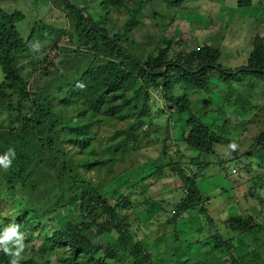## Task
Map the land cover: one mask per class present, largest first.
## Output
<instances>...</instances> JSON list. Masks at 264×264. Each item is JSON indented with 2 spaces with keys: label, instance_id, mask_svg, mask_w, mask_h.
I'll return each mask as SVG.
<instances>
[{
  "label": "rangeland",
  "instance_id": "rangeland-1",
  "mask_svg": "<svg viewBox=\"0 0 264 264\" xmlns=\"http://www.w3.org/2000/svg\"><path fill=\"white\" fill-rule=\"evenodd\" d=\"M68 2L80 9L85 7L89 18L98 19L101 14L98 0ZM148 2L151 4L145 10L143 24L129 35V42L144 57L153 49H156L155 56L157 49L166 47L160 39L167 38L171 40L168 60L179 54L188 55L206 44L219 49L218 64L222 68L234 70L247 65L254 38L262 39L264 44V0H252V5L246 8H238L237 0H182L174 7L160 0ZM0 11L5 14L18 12L23 17L14 24L20 39L15 57L30 94H56V89L63 84L57 82L58 73L73 74L68 68L82 58L91 59L89 46L83 45L75 31L77 21L70 16L62 0H0ZM110 18L115 28L110 26V21H106L105 26L115 33L123 24L124 14L118 10ZM162 27L166 29L162 30ZM37 43L39 50L33 48ZM83 65L81 63L79 67ZM211 75L210 92L192 91L189 99L202 123L225 140L216 144L212 153L199 154L185 146L182 139L187 134L186 118L170 110L159 88L151 92L150 116L137 132L141 140L139 145L128 148V153L122 157L120 153L114 155L115 162L91 172L83 167L77 169L83 178L100 187L110 204L126 208L122 214L132 223L134 239L144 244L155 264H230L231 256L251 261L255 259L254 254L264 260V152L255 146V137L264 131V79L249 73L240 75L239 81L231 80L227 86L216 71ZM2 80L0 70V83ZM139 84L126 95L132 96ZM229 88L233 89L230 95L227 93ZM182 93L183 89L176 86L168 95ZM61 96L53 108L58 114L72 117L76 108L61 110L57 107ZM31 99L19 102L13 95L12 105L17 107L19 104L18 111L5 108L6 102L0 105V146L9 141L8 131L19 132L20 124H11L9 118L18 115L28 118L33 109ZM101 118L96 116L93 121ZM75 119L83 120L78 116L72 117L71 121ZM133 122L134 116H128L122 121L106 120L94 125L93 158L108 160L111 157L110 160H114L112 153L117 141L123 137L118 132L129 128ZM40 137L44 135H35V139ZM232 144L236 145L234 150L230 147ZM127 145L131 146L130 142ZM61 148L73 159L86 158L68 142L61 143ZM163 152L168 154L166 158H163ZM4 154L0 151V156ZM168 162H178L190 175L201 171L196 174L197 184L205 189L213 188L211 192H204L209 199L203 203L208 216L201 215L196 208L174 220V206L183 196L182 183L171 173ZM232 167L237 168V175L231 173ZM158 170L164 175L157 177ZM2 171L3 168L0 174ZM202 174L204 177L201 178ZM12 211L11 202L2 201L0 197V224L4 228L9 226L6 219ZM207 217L212 218L213 223ZM235 217L250 218L251 231L231 232L230 219ZM81 221L79 210L72 206L47 214L40 221V236L37 233L28 237L23 235L24 250L20 260L31 257L39 262L61 264L58 258L63 249L42 256L38 251L41 239L67 223ZM216 234H220L223 241L232 240L234 247L215 248ZM85 235L100 250L113 245L116 240L114 233L99 235L90 230ZM254 261L252 264L257 263Z\"/></svg>",
  "mask_w": 264,
  "mask_h": 264
},
{
  "label": "trees",
  "instance_id": "trees-1",
  "mask_svg": "<svg viewBox=\"0 0 264 264\" xmlns=\"http://www.w3.org/2000/svg\"><path fill=\"white\" fill-rule=\"evenodd\" d=\"M68 1L62 0L70 16L76 19L77 36L82 39L83 45L89 46L88 52L92 57L82 58L68 68L73 71L68 77L64 73H58L57 82L63 84L56 89V94L49 96L30 94L17 67L15 52L19 49L20 39L14 24L23 17L18 12L5 14L0 11V70L3 74L0 105L6 102L5 108L18 111L19 104L17 107L12 105L13 95L19 102L33 98V109L28 118L25 115L9 118L11 124L19 123L21 127L18 133L8 131L9 141L0 146L1 152L6 153L9 149L15 152L12 164L7 170L0 166V170L3 168L0 174V197L2 201L9 200L13 208L6 221L9 225H19V232L26 237L35 233L40 236L41 219L51 212L72 206L79 210L82 221L78 224L67 223L50 236L43 237L38 250L42 256L62 248L63 252L58 258L61 264H155L144 244L134 239L132 223L122 214L126 208L110 204L100 192V187L83 178L77 169L83 167L85 171L91 172L92 169L115 162L114 155L120 153L122 157L128 153V148L139 145L141 140L137 132L150 116L151 92L159 88L162 89V98L169 104L170 110L177 116L186 118L184 124L187 134L182 139L185 146L199 154L212 153L215 145L221 141L224 143L225 140L218 138L195 115L189 99L190 92L209 93L213 71L218 73L227 86L232 83L231 80L239 81L240 75L249 73L264 79L263 40L254 38L247 65L234 70L222 68L218 64L219 49L206 44L192 50L188 55L179 54L173 60H168L171 40L167 38L160 39L161 43L167 44L166 47L157 49L155 56L156 49H153L144 57L129 42V35L143 24L145 10L151 4L148 0H98L101 14L98 19L90 16L91 26L84 14L87 9H80ZM160 1L174 7L182 0ZM251 5L252 0H237L238 8ZM118 10L123 12L124 21L115 33H111L113 30H108L105 23L110 21V26L115 28L110 15ZM165 29L162 27V30ZM81 63L84 65L80 68ZM138 83L140 84L133 91V95L128 97L127 91ZM176 86H180L183 93L169 96L168 93ZM232 92L233 89L229 88L227 93L230 95ZM61 94L57 107L61 110L76 108L73 109L72 117L80 116L83 120L71 121V116L58 114L53 105ZM96 116L102 118L93 121ZM128 116H134V122L129 128L118 132L123 137L117 141L112 153L114 160H110L111 157L108 160L93 158L95 149L91 145L94 138L92 127L106 120L122 121ZM36 134L44 137L35 139ZM64 142L71 144L86 158H71L61 148V143ZM128 142L131 146L127 145ZM255 146L264 152V131L255 137ZM139 148L140 146L134 148L132 152ZM167 155L166 152L162 154L163 158ZM168 163L171 173L182 183L183 196L174 206V220L184 212L196 208L201 215H207L208 210L203 203L209 199L197 186L196 174H201V171L190 175L178 162ZM194 163L198 165L197 162ZM198 168L200 170L202 167L199 165ZM159 171L161 170L157 171V177L164 175ZM206 219L213 223L212 218ZM250 221V218H231L230 231L247 233L252 229ZM4 230L0 224V235H3ZM90 230L99 235L114 233L116 240L113 245L100 250L85 235ZM214 239L217 249L234 247L232 240L223 241L220 234H216ZM100 251L102 252L99 253ZM254 256L255 259L251 261L231 256L230 264H252L254 260L258 264H264L262 256ZM9 261L10 257L0 250V264H9ZM19 264L49 262H39L30 257L19 260Z\"/></svg>",
  "mask_w": 264,
  "mask_h": 264
},
{
  "label": "clouds",
  "instance_id": "clouds-1",
  "mask_svg": "<svg viewBox=\"0 0 264 264\" xmlns=\"http://www.w3.org/2000/svg\"><path fill=\"white\" fill-rule=\"evenodd\" d=\"M40 45L34 44L33 48L39 50ZM230 147L234 150L236 145L232 144ZM15 157L13 149H9L4 155L0 156V166L7 170ZM19 225L10 224L5 228L3 235H0V250L10 257L9 264H19L21 259V252L24 250V237L19 232Z\"/></svg>",
  "mask_w": 264,
  "mask_h": 264
},
{
  "label": "crops",
  "instance_id": "crops-1",
  "mask_svg": "<svg viewBox=\"0 0 264 264\" xmlns=\"http://www.w3.org/2000/svg\"><path fill=\"white\" fill-rule=\"evenodd\" d=\"M232 168H236V167H232ZM237 169V168H236ZM220 180V182L223 184V182L221 181V179H219ZM197 186H198V189H199V191L204 195V192H206V191H212L213 190V188H209V189H205V188H202V187H200L198 184H197ZM190 238V237H189Z\"/></svg>",
  "mask_w": 264,
  "mask_h": 264
},
{
  "label": "built area",
  "instance_id": "built-area-1",
  "mask_svg": "<svg viewBox=\"0 0 264 264\" xmlns=\"http://www.w3.org/2000/svg\"><path fill=\"white\" fill-rule=\"evenodd\" d=\"M231 173L233 174V175H237L238 174V170L236 169V168H231ZM178 202V201H177Z\"/></svg>",
  "mask_w": 264,
  "mask_h": 264
},
{
  "label": "water",
  "instance_id": "water-1",
  "mask_svg": "<svg viewBox=\"0 0 264 264\" xmlns=\"http://www.w3.org/2000/svg\"><path fill=\"white\" fill-rule=\"evenodd\" d=\"M85 14V13H84ZM85 17H86V19H87V22L89 23V25L91 26V20H90V18L85 14Z\"/></svg>",
  "mask_w": 264,
  "mask_h": 264
}]
</instances>
